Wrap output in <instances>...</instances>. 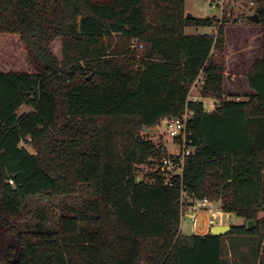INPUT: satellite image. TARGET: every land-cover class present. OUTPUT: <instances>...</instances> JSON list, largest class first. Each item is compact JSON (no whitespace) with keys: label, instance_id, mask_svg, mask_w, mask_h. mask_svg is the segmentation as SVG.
I'll return each instance as SVG.
<instances>
[{"label":"trees","instance_id":"trees-1","mask_svg":"<svg viewBox=\"0 0 264 264\" xmlns=\"http://www.w3.org/2000/svg\"><path fill=\"white\" fill-rule=\"evenodd\" d=\"M256 2L254 93L230 98L226 20L189 17L186 0H0V33L20 36L33 67L0 70V264H264V0ZM191 26L217 34H188ZM200 77L212 111L189 97ZM23 105L31 109L20 114ZM186 108L195 149L183 175L138 181V165L162 156L138 132ZM29 140L36 152L22 145ZM83 192L56 223L32 202ZM203 198L245 222L225 235L182 233L183 208Z\"/></svg>","mask_w":264,"mask_h":264},{"label":"rangeland","instance_id":"rangeland-1","mask_svg":"<svg viewBox=\"0 0 264 264\" xmlns=\"http://www.w3.org/2000/svg\"><path fill=\"white\" fill-rule=\"evenodd\" d=\"M252 1L254 2L252 4ZM258 7L256 0H225L223 3L212 6L207 0H186V12L192 13L194 16L206 17L214 15L217 19L222 20L225 18L224 29L226 32V37L228 38V46L230 50L231 60H230V71L234 70L236 54L242 51V47L248 42L250 33L253 32L258 34L261 30L262 25L260 23H255L248 19V16L255 13ZM211 28V27H210ZM204 27L191 26L186 29L188 34H197L201 33ZM217 26H213V33L217 32ZM140 44L134 42L132 46L131 55H133L137 60H140L142 48L138 47ZM252 50L258 48V43L255 39L252 40L251 45ZM52 52L55 56L61 60L62 50H61V39L57 38L52 43ZM28 53L25 44L21 41L18 34L12 33H0V70L1 71H33V67L29 64L27 59ZM260 56L259 54L256 55ZM238 62V61H237ZM239 65L240 71L238 78L234 82L227 81L228 96L232 97H241L244 98L247 92V82H246V73H243L244 63L236 64ZM246 65V63H245ZM227 67V65H226ZM243 71V72H242ZM235 83V86L232 85ZM201 82L197 83L194 87L191 88L190 95L201 96ZM234 92V93H233ZM238 93V94H236ZM201 101L204 102L205 108L207 111H212L214 108V99L211 97H201ZM31 107L23 105L19 109V113L29 111ZM165 129L162 128L158 133L147 134L143 130H140L138 134L146 139H150L156 144H164L168 149H172L170 143V138L168 135L164 134ZM161 135V136H159ZM24 145L30 152H36L35 147L31 144L30 140L28 142H23ZM156 162L157 157H151L148 163L138 165L137 177L141 179L150 178L153 173H156ZM85 192L78 194L76 197H68L61 195L52 199L48 198H34L33 204L35 206L45 207L48 210V214L51 215L54 223L59 221V217L63 214L64 206L67 204H73L77 201H80L82 198L86 197ZM181 232L191 234L193 232L192 225L188 217L182 216ZM204 217V215L202 216ZM201 217V218H202ZM204 218H207L204 217ZM243 218L238 217L234 213H229L227 219L224 220L223 224L229 225H238L244 223ZM53 224V223H52ZM206 229V228H205ZM204 230V229H202ZM232 261H235L234 256H230Z\"/></svg>","mask_w":264,"mask_h":264},{"label":"built area","instance_id":"built-area-1","mask_svg":"<svg viewBox=\"0 0 264 264\" xmlns=\"http://www.w3.org/2000/svg\"><path fill=\"white\" fill-rule=\"evenodd\" d=\"M224 1L225 0H207L212 6H216ZM253 3L252 1V4ZM214 34H217V32ZM138 47L142 48V45ZM201 79L202 77L194 83L193 87L201 82ZM189 97L197 100L195 96L192 97L190 95ZM191 116L192 111L186 108L181 116L163 117L156 125L158 128L156 133L159 134V131L164 128V134L169 136L172 145V149L170 150L164 144H157V148L161 151L162 156L157 158L155 170L158 175L165 178L166 183H169L171 177L175 175H183L187 157L191 155L195 149L192 140V132L190 130ZM139 179L142 180L140 177ZM145 181L147 183H153L155 178L150 177L145 179ZM203 215L204 217L207 216V218L202 217ZM182 216L189 218L194 233L206 234L210 232V228L213 225L223 224L224 220L229 216V213L222 209L221 200L203 198L194 200L189 208L184 207ZM202 222L204 226L200 227Z\"/></svg>","mask_w":264,"mask_h":264},{"label":"crops","instance_id":"crops-1","mask_svg":"<svg viewBox=\"0 0 264 264\" xmlns=\"http://www.w3.org/2000/svg\"><path fill=\"white\" fill-rule=\"evenodd\" d=\"M197 27V26H196ZM199 27V26H198ZM203 33H213V27H204V29L202 30L201 33H197V34H203ZM250 36L248 39V42L245 43V45L242 47V51L238 52V54H236V61L235 62V67L238 68V70H240L239 65L236 64H240L241 61L242 63H244V70L246 73V75L248 76V71H249V67L251 66V64L258 58L261 57L262 55V28L261 30L258 32V34H255L253 32H249ZM225 38H226V51H225V55H226V71H225V82H224V86H225V91H226V95L228 96V89H227V81L229 82H234L236 80V78H238L239 72L237 70V68H235L234 70L230 71L228 68H230V50H229V46H228V38L226 37V32H225ZM255 39L258 43V48L256 50H252L251 45H252V40ZM260 55V56H256V55ZM246 63V65H245ZM246 76V82H247V92L245 93L246 95H251L252 93H254V90L249 86L248 84V77ZM232 85L235 86V83H233ZM234 93V92H233ZM238 94V93H236ZM248 96H245L244 98H247ZM198 100L201 99L202 96H195ZM229 97V96H228ZM205 105V104H204ZM204 224L203 222L200 224V227H203ZM182 230V229H181ZM193 230V229H192ZM194 233V232H192ZM197 234V233H196Z\"/></svg>","mask_w":264,"mask_h":264},{"label":"water","instance_id":"water-1","mask_svg":"<svg viewBox=\"0 0 264 264\" xmlns=\"http://www.w3.org/2000/svg\"><path fill=\"white\" fill-rule=\"evenodd\" d=\"M188 16L191 17L193 16L192 13H188ZM209 17V16H207ZM249 19L255 23H260V18L259 15L257 13H253L251 15L248 16ZM147 134H154L158 131V128L152 127V128H144L143 129ZM138 181H140V179L138 178ZM254 225V220H250L248 221V227H252ZM232 229V225L229 224H217V225H213L210 228V233L214 234V235H225L227 234L230 230Z\"/></svg>","mask_w":264,"mask_h":264}]
</instances>
